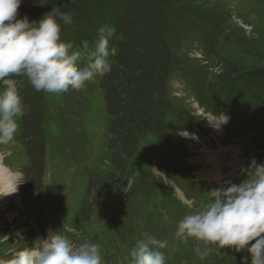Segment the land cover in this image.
<instances>
[{
  "label": "rangeland",
  "instance_id": "374dc122",
  "mask_svg": "<svg viewBox=\"0 0 264 264\" xmlns=\"http://www.w3.org/2000/svg\"><path fill=\"white\" fill-rule=\"evenodd\" d=\"M96 1L23 0L18 11L30 22L53 8L70 14L72 23H61L66 42L78 13L87 15ZM115 2L122 13L121 36L110 41L115 68L106 87L94 79L68 94L69 103L84 99L78 114L66 113L63 94L37 92L26 78L13 77L25 112L17 118L15 140L0 145V256L32 247L52 230L77 245L96 243L102 264H129L130 249L147 232L167 242L161 249L166 264H232L239 253H246L250 264L245 250L216 245L201 260L194 253L195 240L185 242L174 234L189 202L202 205L212 189L247 179L251 159L264 163V0ZM188 20L193 30H187ZM98 28L82 29L96 37ZM177 49L184 58H178ZM147 57L158 60L157 74L164 65L182 62L198 86L195 97L178 74L163 86L150 85L158 87L155 97L174 108L173 114L163 113L161 134L132 132L119 116L130 88L125 72L140 67L139 73L147 72ZM142 81L150 92V78ZM222 114L229 120L217 125L214 118ZM176 119L193 128L186 130ZM118 127L125 130L120 143ZM225 146L239 149V155L227 150L220 168L205 163L206 150Z\"/></svg>",
  "mask_w": 264,
  "mask_h": 264
},
{
  "label": "clouds",
  "instance_id": "9594fccd",
  "mask_svg": "<svg viewBox=\"0 0 264 264\" xmlns=\"http://www.w3.org/2000/svg\"><path fill=\"white\" fill-rule=\"evenodd\" d=\"M22 3L0 0V145L15 140L17 118L25 112L13 77L26 78L37 92L61 95L110 73V57L115 55L110 47L117 31L114 25L100 26L91 44L83 40L74 47L61 39V23L70 25V14L53 8L30 22L28 15L20 17ZM214 119L219 125L229 117L222 114ZM246 172L247 179L239 184L229 181L209 191L202 205L189 202V211L178 220L175 237L195 240L194 253L199 259H206L213 251L211 245H216L245 250L250 264H264V163L253 158ZM166 247V241L145 232L130 249L129 264H166L161 251ZM0 264H102V257L96 243L77 245L60 231L49 230L32 247H23L7 258L0 256ZM241 264H249L248 257Z\"/></svg>",
  "mask_w": 264,
  "mask_h": 264
},
{
  "label": "trees",
  "instance_id": "16d2710c",
  "mask_svg": "<svg viewBox=\"0 0 264 264\" xmlns=\"http://www.w3.org/2000/svg\"><path fill=\"white\" fill-rule=\"evenodd\" d=\"M90 2V0H88ZM113 8H116V10H113ZM96 15V16H95ZM97 19H96V18ZM203 16H199L198 20L205 22L202 20ZM121 19H122V13L119 9L118 3L115 2V0H97L95 5L93 7H91L89 9V13L87 15H81L80 13H78L77 15V27H72V31L70 32V35L67 37L66 43H72L74 45V47H79L81 44V41L83 40H88L89 43L91 44L94 39L95 36L90 35L88 32H86L83 29L86 28H91V29H95L96 26L100 27L104 24H111L114 25L117 29L115 35L113 36L114 39H118L120 38V33H119V27L121 25ZM182 20L184 21L185 18H182ZM190 22H193L192 20H188L186 23L187 26V30H193L192 27L190 26ZM194 24V23H193ZM194 26V25H193ZM195 27V26H194ZM83 28V29H82ZM196 29V27H195ZM164 31V30H163ZM162 31V32H163ZM198 31V29H197ZM165 32V31H164ZM199 32V31H198ZM158 34H164V33H159ZM148 37V35H146L145 39ZM160 36L158 35L159 39ZM162 38H160L161 40ZM146 41V40H145ZM163 42L166 44V42L163 40ZM168 42V41H167ZM147 44L142 43L141 46H144V48H146ZM148 49V48H147ZM185 51V48H183ZM177 56H179L178 58H184V56H182L183 50L177 49ZM176 53V52H175ZM147 61V64L145 63L144 68H149L147 72H143L142 74L139 73V71H142V68L140 67L139 69L136 68H132L130 70H126L127 75L130 79L129 82H127L126 88L130 87L129 90H125L124 92V96L120 101L119 104V110H120V120L124 119L123 121L126 120V122L128 123L127 126H131L133 130H131L132 132H142L145 130H151L152 132L156 133V134H161V128L165 127L166 123L163 119V113L166 111L168 113H172L174 108L165 105V101L162 98H157V96L155 97V92H153L154 90H158V87L156 86H150L154 83H159V85H164V83H167V81L169 79H171V76L174 75L176 76L177 74L179 75V77L181 78V81L185 84V86L187 88H190V91H195L198 86H197V82H194L193 77H192V72H189L185 67L183 66L181 63L182 62H173V64L169 65V66H163L162 71H158L159 73L157 74L156 69L154 68V64H156L158 62V60H156L155 58H146L145 59ZM156 62V63H155ZM114 66L111 65V72L112 70H114ZM189 69V68H188ZM190 70V69H189ZM191 71V70H190ZM110 73L104 75V76H98L95 78V82L98 84H102V87H106L104 85L105 79L106 77L109 75ZM256 75V73H255ZM253 73H246L245 76H248L250 78H253ZM151 76V77H150ZM144 77H148L151 80V84H149L148 86H150L151 91H147L145 86L147 85V83H144L143 81L141 82V78ZM256 77V76H255ZM123 79V78H122ZM176 79V78H174ZM249 78H247L248 80ZM126 80V78H125ZM121 81V79H120ZM125 82V81H124ZM123 82V84H124ZM248 83L250 81H247ZM131 86H130V84ZM145 84V85H144ZM158 86V84H157ZM160 89V88H159ZM74 90H69L65 93H63V101L65 104V111L67 114H78L80 112V108L82 107V105L80 106L79 103L83 104L84 99H82L81 97H77L78 100H72V103L66 102V100L68 99V94L72 93ZM121 93V92H120ZM195 97H197V91H195L194 93ZM81 96V95H80ZM76 98V97H75ZM84 98V96H83ZM120 98V97H119ZM166 98V97H165ZM106 99H108V95H106ZM109 100V99H108ZM72 105V108L71 106ZM167 109H166V108ZM173 114V113H172ZM114 115V113H113ZM177 120V119H176ZM114 121H115V115H114ZM114 121L111 122L110 125H112V127H114ZM178 121V120H177ZM180 123V126L183 127L185 126L186 130H190L193 128L194 124L188 123L184 120L182 121H178ZM116 127V125H115ZM121 127H118L117 129L115 128V132L116 135L118 136V141L119 143L122 142V140L120 141V134H123V131L120 129ZM125 129V128H124ZM166 200H169L168 198H166ZM239 259H232V264H241L242 259L244 257H247L246 253H242V254H237Z\"/></svg>",
  "mask_w": 264,
  "mask_h": 264
},
{
  "label": "bare ground",
  "instance_id": "6f19581e",
  "mask_svg": "<svg viewBox=\"0 0 264 264\" xmlns=\"http://www.w3.org/2000/svg\"><path fill=\"white\" fill-rule=\"evenodd\" d=\"M233 146H225V148L224 147H222V148H220V149H215V150H219V151H215V150H212V149H208V150H206L207 152H208V154L206 155L207 156V158H206V162L205 163H207V162H212L213 163V166L214 167H217V168H220L221 167V165H220V163L222 162V160L221 159H223L224 158V154L226 153V152H228L227 150H232L233 152H232V154L234 155V156H236V155H239V149H238V152L236 151V149H233L232 148ZM214 151V152H213ZM238 157V156H237ZM234 163V162H233ZM214 169V168H213ZM4 171V170H3ZM211 171H213V170H211ZM0 173H2V169L0 168ZM203 173V172H202ZM202 173H201V177H204V173H203V175H202ZM216 174H217V177L216 178H220L221 176H222V174H221V172H220V170L219 169H217L216 170ZM211 175V174H210ZM215 175V174H214ZM213 176V175H212ZM13 188V186H11V189Z\"/></svg>",
  "mask_w": 264,
  "mask_h": 264
}]
</instances>
